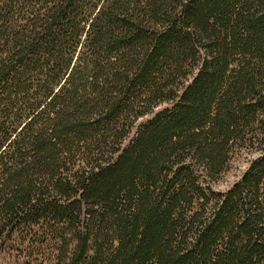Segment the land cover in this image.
I'll use <instances>...</instances> for the list:
<instances>
[{
  "label": "trees",
  "instance_id": "obj_1",
  "mask_svg": "<svg viewBox=\"0 0 264 264\" xmlns=\"http://www.w3.org/2000/svg\"><path fill=\"white\" fill-rule=\"evenodd\" d=\"M13 250L264 264V0H0V258Z\"/></svg>",
  "mask_w": 264,
  "mask_h": 264
},
{
  "label": "rangeland",
  "instance_id": "obj_2",
  "mask_svg": "<svg viewBox=\"0 0 264 264\" xmlns=\"http://www.w3.org/2000/svg\"><path fill=\"white\" fill-rule=\"evenodd\" d=\"M163 107L158 108L156 111L160 110ZM153 115H148L142 119H140L136 127L144 124L146 121L152 118ZM136 128L133 130L130 138L135 133ZM254 156L249 155L248 153L241 152L238 155L234 156L233 160L230 162L229 169L213 184H211V189L214 192H225L229 190L232 185L240 179L242 174L245 172L248 167V162ZM19 251H10L6 254H3L0 258V264H32L29 261L23 259L19 255ZM17 257V258H16ZM37 264L36 262H34ZM33 263V264H34Z\"/></svg>",
  "mask_w": 264,
  "mask_h": 264
}]
</instances>
